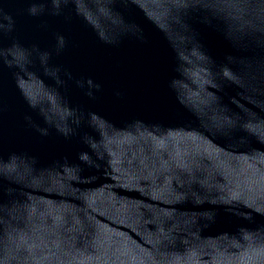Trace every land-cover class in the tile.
<instances>
[{"label":"water","instance_id":"water-1","mask_svg":"<svg viewBox=\"0 0 264 264\" xmlns=\"http://www.w3.org/2000/svg\"><path fill=\"white\" fill-rule=\"evenodd\" d=\"M0 264H264V0H0Z\"/></svg>","mask_w":264,"mask_h":264}]
</instances>
